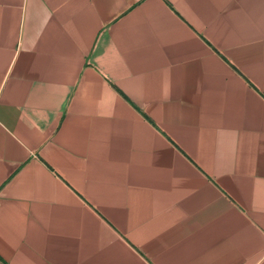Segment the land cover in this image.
Segmentation results:
<instances>
[{
  "label": "crops",
  "instance_id": "obj_1",
  "mask_svg": "<svg viewBox=\"0 0 264 264\" xmlns=\"http://www.w3.org/2000/svg\"><path fill=\"white\" fill-rule=\"evenodd\" d=\"M0 264H264V0H0Z\"/></svg>",
  "mask_w": 264,
  "mask_h": 264
}]
</instances>
